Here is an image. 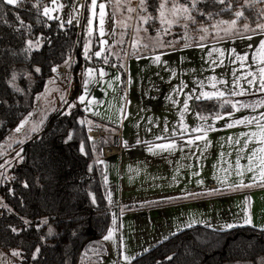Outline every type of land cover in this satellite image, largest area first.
I'll return each mask as SVG.
<instances>
[{"label": "crops", "instance_id": "obj_1", "mask_svg": "<svg viewBox=\"0 0 264 264\" xmlns=\"http://www.w3.org/2000/svg\"><path fill=\"white\" fill-rule=\"evenodd\" d=\"M129 1L96 0L93 10L90 0L92 23L88 28L92 31L96 27L100 48L112 50L125 34H133L136 8ZM81 4L82 0H57L53 5L48 0L45 6L56 9L51 12L53 19L76 25ZM100 4L105 5L103 35ZM167 12L165 23H176V15L171 9ZM157 17L160 19L158 13ZM262 45L264 29L125 56L123 87L120 71L107 63L86 67L76 83L68 76L72 90L77 88L74 101L87 116L88 129L103 132L95 140L101 146L95 159L103 168L110 205V225L104 236L109 230L113 236L103 239L107 252L96 264H127L165 238L193 226L264 229V182L259 176L264 158L259 152L264 147L260 143V126H264V90L259 74L264 67ZM63 78L49 80L38 107L48 89L55 83L61 85ZM242 90L243 95H232ZM201 93H223L213 98L228 97L236 108L202 119L194 107L196 100L205 99ZM81 95L83 103L78 99ZM197 128L203 131H193ZM166 144L176 147H159ZM113 148L118 151L109 153ZM249 156H253L251 161ZM249 166L253 172L247 170ZM241 182L252 186L236 187ZM249 215L251 224L245 223Z\"/></svg>", "mask_w": 264, "mask_h": 264}, {"label": "trees", "instance_id": "obj_2", "mask_svg": "<svg viewBox=\"0 0 264 264\" xmlns=\"http://www.w3.org/2000/svg\"><path fill=\"white\" fill-rule=\"evenodd\" d=\"M47 2L22 0L9 5L0 0V145L34 107L38 108L37 102L57 66L65 65V76L76 83L86 67L107 63L120 71L121 86L125 84L124 60L118 54L127 51L129 34L112 50L102 49L95 26L89 34L90 0H82L76 25L44 16ZM178 2L191 7L193 20H187L186 27L179 21L164 29L161 38L167 49L216 39L197 36V25L209 23L212 17L231 19L240 10L243 16L239 20H264L262 0L253 4L197 0L195 8L192 0ZM37 3L39 9L34 7ZM137 5L138 0L136 20L138 12L151 17L144 23L147 32L162 30L157 18L159 0H146V12ZM96 52L101 55L96 56ZM140 53L127 52V57ZM76 92L77 88L46 114L37 130L24 133L0 156V162L10 157V175L0 184V251H18L16 264H96L107 252L103 237L110 225L108 189L103 168L95 159L101 146L92 139L87 116L74 101ZM194 107L199 116L207 117L231 111L232 102L228 97L200 99ZM127 264H264V229L249 225L225 230L193 226L165 238Z\"/></svg>", "mask_w": 264, "mask_h": 264}, {"label": "rangeland", "instance_id": "obj_3", "mask_svg": "<svg viewBox=\"0 0 264 264\" xmlns=\"http://www.w3.org/2000/svg\"><path fill=\"white\" fill-rule=\"evenodd\" d=\"M134 1V0H133ZM197 0H192L191 3L196 2ZM244 4H253L257 2L258 0H241ZM163 0H159V4H161ZM175 3L178 6L181 5L178 0H169L168 6L164 9V12L168 15V10L170 11L172 4ZM190 3V4H191ZM140 4V0H138V5ZM183 5V4H182ZM192 5V4H191ZM187 6V5H184ZM136 8V5H134ZM189 8L188 13H184L183 11L176 14V23L179 21H182L184 24V27H186V21L192 22L193 20V14L191 13V7L187 6ZM262 10V15H264V3L260 5ZM140 8V7H139ZM160 9H158V15H159ZM240 11V10H238ZM137 20L134 23V32L133 34L126 39L125 41V48L126 52L123 53L118 51V55H121V57L127 56V52H146L156 49L165 48V44L162 42V34L164 32V29L166 27L170 26L171 23H161V20L158 19L160 26H162V30L156 31L154 34H150L147 32V27L144 25V20L142 17H146L143 14H140L138 12L137 14ZM158 18V17H157ZM233 19L237 20V24L235 27L231 26L228 23H221V21H231ZM175 24V23H174ZM244 25H248L247 28L244 27ZM260 25H264V20L262 22H256V23H249L244 20H239L236 16L231 19H224V18H218V17H212L209 21V23H204L197 25L199 26L200 30L197 33L198 38L203 37L204 39L212 38V37H224L229 36L235 33H240L244 31H248L249 29L254 28H260L264 29V27H260ZM207 29V31H202V29ZM123 38V37H122ZM147 45V46H145ZM56 80V78H55ZM57 80H60L59 78ZM65 81V83H64ZM63 83H55L50 89H48L47 95H44L42 98L40 106L36 109L34 107V112L27 118L26 123L23 122L24 126L21 129L20 132H16L15 129L20 126L21 124L18 123L14 127V134H12L3 144L0 145V156L7 153L10 148V146L18 140L20 137L24 135V133H30L31 131H34L33 129L37 130L39 128V125L42 121V119L46 116L48 112H50L55 105H57V101H59V105L64 102L67 97L71 94L73 86L72 81L69 79L68 75H66L63 80ZM59 84V85H57ZM55 102V105H54ZM94 140V139H93ZM10 157L5 158L0 162V184L4 182L10 175V164L9 163ZM3 206V202L0 199V207ZM13 251L18 252L16 250H12L9 252L6 251H0V264H16L17 263V257L12 255Z\"/></svg>", "mask_w": 264, "mask_h": 264}, {"label": "snow or ice", "instance_id": "obj_4", "mask_svg": "<svg viewBox=\"0 0 264 264\" xmlns=\"http://www.w3.org/2000/svg\"><path fill=\"white\" fill-rule=\"evenodd\" d=\"M3 2H4V3H7V4H9V5H18L19 3L22 2V0H3ZM216 2H218V3H220V4H225L226 0H216ZM262 2H264V0H262ZM51 3H52L53 5H56V4H57V0H51ZM168 3H169V0H163V2L159 5V9H160V11H159V16H160V19H161V23H162V24L165 23V22H167V19H166V16H165V12H164V9L168 6ZM63 6H64L63 4L59 5L60 8H63ZM34 7H37V9H39V7H40L39 3H37L36 5H34ZM96 7H97L96 0H92V8H93V10H95ZM139 7L141 8L142 11H145V12H146V11H147L146 0H140ZM195 7H196V4H195V2H193V3H192V8H195ZM99 8H100V26H101V35H103V23H104L103 16H104V8H105V5H104V4H100V5H99ZM55 10H56V9H54V8H50V7H48V6H44V7H43L42 14H43L44 16L48 17V19H53L54 17H52L51 12H52V11H55ZM128 10H129V11H133V9H131V8L128 9ZM224 10H226V9H221V11H224ZM171 11H172V14H173V15H176L177 13H179V12H181V11H183L184 13H188V12H189V8H188L187 6H184V5H179V6H178L177 4L173 3L172 6H171ZM235 16H236L237 18L242 17V16H243V12H242V11H237V12L235 13ZM150 18H151V17H147V18L142 17V19L144 20L145 23H147L148 19H150ZM18 19H19V17H18ZM68 22L71 23V21H68ZM91 23H92V22L89 21V24H90V25H91ZM221 23H228V24H230L231 26L235 27V25L237 24V20H236V19H233V20H231V21H221ZM21 24H23V21H21ZM244 27L247 28L248 25H244ZM260 27H264V25H260ZM202 31H205V32H206L207 29H206V28H205V29H202ZM89 34L91 35V31L89 32ZM201 38H203V37H201ZM28 46H29V48H31V47L33 46V43H32L31 40L28 41ZM145 46H147V45H145ZM262 47H264V45H262ZM85 54H87V50H86ZM95 55H96V56H100L101 53H100V52H96ZM105 59H106V58H105ZM155 59H156L157 61H159L160 57L157 56ZM241 59H243V58H241ZM262 62H264V61H262ZM36 71L39 72L40 69L37 68ZM53 71H56V69L53 68ZM87 74H88L89 76H91V75H92V70L89 69V70L87 71ZM259 74H260V87H261L262 90H264V67H262V68L259 69ZM100 75L103 76L104 73L101 72ZM117 79H119V77H117ZM129 83H130V81H129ZM248 83L251 84L252 81H248ZM85 84H87V81L85 82ZM212 86L215 87V84H213ZM243 94H244V93H243V90H242L241 92H239V93H237V92H233V93H232V95H243ZM201 95H202L205 99H212L213 96H215V95L223 96V93H218V94H217V93H213V94L201 93ZM199 98H200V97H196V99H199ZM78 99H79V101H80L81 103H83L84 100H85V97H84L83 95H81ZM189 99H192V97L190 96ZM225 103H228V101H225ZM261 103L264 104V102H261ZM71 106H74V105H71ZM71 106H70V107H71ZM232 107H233V108H236V105L233 104ZM242 107H251V105H242ZM184 108H185V110H187V108H188V103H187V101H185V103H184ZM181 117H183V114H181ZM201 118L204 119V117H201ZM216 118H217V119H222L223 117L217 116ZM25 123H26V121H25ZM236 123H241V124H242V123H251V121H250V120H237ZM23 126H24V124L21 123V125L18 126V127L15 129V131H16V132H20L21 129L23 128ZM227 126H228V127H232L233 125H232V124H228ZM260 127H261L260 143L264 144V126H260ZM33 130H35V129H33ZM193 131H203V129L197 128V129H193ZM251 135H252V136H255L256 133H252ZM71 138H72L71 135H69L68 139L70 140ZM202 138H203V137H196V139H202ZM192 142H193V141H191V140L188 141V143H192ZM237 143H239V141H237ZM246 144H247V142H246ZM159 147L162 148V149H172V148H175L176 145H175V144H166V145H160ZM80 150H81V152L84 151L83 146H81V149H80ZM259 152L264 153V147H261V148L259 149ZM253 156H255V150L253 151ZM253 156H249L248 159L251 161V160L253 159ZM260 164H261L260 173H259V176H260V182H264V158H261V160H260ZM237 166H239V160H237ZM247 170H248L249 172H253V171H254V169H253L251 166H249V168H248ZM238 175H243V173H238ZM253 181H254V183L257 182L255 176L253 177ZM251 186H252L251 184H250V185H244L242 182H241V184L236 185V187H251ZM24 187H28L27 183L24 184ZM110 195H111V194H109V198H110ZM93 202H95L94 197H93ZM46 222H47V221H45V223H46ZM25 223H27V221H26ZM245 223H247V224H251V223H252V221H251V216H250V215L247 216V218H246V220H245ZM229 227H232V226L229 225ZM12 231H13V232H16L17 229L12 228ZM112 236H113V232H112L111 230H109L108 235L104 236L103 239H104V240H110V239H112ZM35 251H36V253L38 254L39 251H40V249L37 248ZM12 255H14V256H18V255H20V254H19L18 252L13 251ZM35 258H36V255L34 254L33 259H35ZM124 259H125V260H128L129 257L125 256ZM168 259H171V257H169Z\"/></svg>", "mask_w": 264, "mask_h": 264}, {"label": "built area", "instance_id": "obj_5", "mask_svg": "<svg viewBox=\"0 0 264 264\" xmlns=\"http://www.w3.org/2000/svg\"><path fill=\"white\" fill-rule=\"evenodd\" d=\"M129 5H132V6L136 5V0L129 1ZM55 69L56 71L52 72V76H51L52 80L55 78L62 79L67 73V69L65 65L57 66ZM89 132H90L92 139L94 140L99 139L101 135L103 134V132L100 129H90ZM117 151H118L117 148H113L112 150H109L108 152L111 153V152H117Z\"/></svg>", "mask_w": 264, "mask_h": 264}]
</instances>
